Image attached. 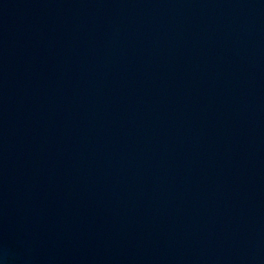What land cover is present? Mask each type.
<instances>
[{
  "label": "water",
  "instance_id": "1",
  "mask_svg": "<svg viewBox=\"0 0 264 264\" xmlns=\"http://www.w3.org/2000/svg\"><path fill=\"white\" fill-rule=\"evenodd\" d=\"M0 264H264V0H0Z\"/></svg>",
  "mask_w": 264,
  "mask_h": 264
}]
</instances>
